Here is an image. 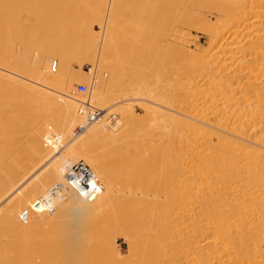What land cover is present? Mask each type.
<instances>
[{
	"label": "bare ground",
	"instance_id": "1",
	"mask_svg": "<svg viewBox=\"0 0 264 264\" xmlns=\"http://www.w3.org/2000/svg\"><path fill=\"white\" fill-rule=\"evenodd\" d=\"M246 1L229 16L217 2L226 19L216 23L198 13L197 0H0V264H264V32L243 35V25L262 18ZM86 7L99 36L74 19ZM206 19L215 48L200 55L180 39L171 47L185 59L179 68L161 54L166 46L127 44L138 21L155 24L147 33L157 39L170 21L182 38L187 25ZM222 29H237L243 49L216 72L241 87L207 104L218 117L200 118L187 92L200 94L217 66ZM73 55L93 66L84 94L74 86L85 76ZM246 68L255 73L241 82ZM157 72L174 76L159 126L133 105L161 107L149 102ZM92 110L102 114L90 122ZM113 112L120 118L111 122ZM81 163L98 188L91 200L70 181ZM120 232L127 254L115 243Z\"/></svg>",
	"mask_w": 264,
	"mask_h": 264
},
{
	"label": "rangeland",
	"instance_id": "2",
	"mask_svg": "<svg viewBox=\"0 0 264 264\" xmlns=\"http://www.w3.org/2000/svg\"><path fill=\"white\" fill-rule=\"evenodd\" d=\"M241 1L240 0H235L234 1L235 4H233L234 2L233 3L229 2V4H228V0H211V1L210 0H206V1L205 0H203V1L197 0V4H196L195 7L198 8L197 9L198 13H202L204 15L206 14L205 16H207L208 18H211V19L214 17L212 19V21L214 22V19H215L216 23H219L220 21H224V19H226V16H225L226 10H225V8L228 7V16H229L237 8L238 4L241 3ZM251 1H252V12H253L252 15H253V17L254 18L262 17V18H260L261 19V23H259L258 26H257V24H255V22H254V24L251 23V24H253L254 27H247L246 28L243 25V28L241 29L242 33H244L243 35L247 34L249 36L252 35V34H256L259 30H261V32H264V0H251ZM217 2L224 4L223 6L225 8L222 11H220L218 8L214 7V6L217 5ZM214 3H215V5H214ZM223 6H222V8H223ZM217 7L220 8L219 5H217ZM88 8L89 7H86V11H85V13H83V14L87 13L86 15H83V14L79 15L80 13L78 12L79 14L77 13V17L75 15L74 19L78 23H80V21H82L81 23H85L86 22V23H88V26L91 25V26H89V28L91 27L92 30L94 31L95 35L99 36L98 33L100 32V34H101L100 22L99 21L96 22V20L93 19L92 15H91V12H90V10H88ZM91 9H93V8H91ZM224 16H225V18H224ZM76 18L78 19V21H77ZM31 20L30 19L29 20L26 19V20L22 21V24L29 27ZM89 22H90V24H89ZM85 25L87 26V24H85ZM88 26H87V28H88ZM207 26H211V23L209 22V19H206L203 24H198L197 21H195V22L187 25V27H185V29H186V30H184L185 34L182 35V38H177V37L173 36V33L175 32V29H178V28H177L176 24H174L173 21H170L162 29V32L164 33V35H161V36L159 35V36H157L158 37L157 39H152V38H149L148 33H147V29H149V28H155L156 29L157 26L155 24H150V23L149 24H143L141 21H138L135 25L131 26V29H132L131 35L127 34V36H128L127 39L129 41L127 44L129 45V47H131L132 46L131 45L132 42H130V41H132L133 39L136 40V41L137 40H140V41L142 40L143 41L144 39H146V42L145 41L141 42V43L135 42L136 43L135 46L137 47V45H139L138 47L140 48L141 45L147 44V43L150 44L151 46H153V48L156 45H158V46H166L168 48L161 54L163 56L165 54V57L168 56L169 60L177 62L178 63V68H179L180 67L179 64L181 63V61L183 62L185 59H183V57L180 56V54H179V52H177V50H173V49H171V47L175 43H178L180 41V39H182V43L187 48H190L191 52L197 51L198 54H200V55L208 53L209 51H211V48H212V50L215 48V44L210 46L211 38H210L209 34H207L206 31H205ZM181 27H182V25H181ZM127 29H128V31H126ZM129 30H130L129 28H125L124 29L125 33H127V32L129 33ZM236 31H237V29L236 30H232V31H228V30H224V29L219 30L221 35L218 36L219 39L217 41V46H216V51H215V55H216L215 57L218 58L217 61H216L217 62V66H214L213 72H211V75H209L208 82H206V83L203 82L204 84L201 83L200 87L196 88L198 91L201 90L200 94H197L195 96L193 91L192 92L191 91L187 92V94H190L189 98H187V102L190 103L188 105V108L194 109L195 112H196V115L199 116L200 118L218 117L219 116L218 113H216L214 116L211 115L212 112H211V110L209 108L211 104H209V105H207V104L211 103V101L214 99V97H216V94H218V96L220 98H222V96L224 94H226V97H228V91H229L228 87L231 88L232 90L233 89H239L241 87L239 83L236 84L234 82H230L228 84L226 82H221L219 80V76H218V74L216 72V70L218 68H220V66L222 65L223 60L226 63V66H228V63H231L236 58L239 59L240 55L237 56V54H241L242 53V49L243 48L241 47V45H238V44H241V43H240V41H236L238 39H241L242 36H240ZM130 37H131V39H129ZM16 41H18V40H16ZM16 41L15 42L13 41L14 44L11 42L13 44V46H14V51H13L12 55L15 52V53H17L16 58H18L21 55L22 52L19 51V47H20L19 43L20 42H16ZM11 43H10V45H11ZM135 43H133V45ZM155 48H157V47H155ZM238 48H239V50H237ZM154 51H155V49H154ZM209 54H210V52H209ZM73 56L74 57H72V59H71V65H72L73 69L75 71H77V72H79V71L82 72L83 71L82 73L85 76V79H83L81 82L80 81L79 82H75L74 86L76 88V91H78L79 86H81V85H85L89 89V91H91V87H90L91 85L90 84L93 83V79H92L93 77H92V74H90V70H91V68H93L92 63L90 62V60L88 61L84 57H81L80 55H77V56L73 55ZM78 56H80L81 59ZM241 56H243V55H241ZM31 57L32 56H30V58ZM27 58H28L27 59L28 61L32 60V59L29 60V57H27ZM83 59L85 61H83ZM190 62H191V59L188 58L187 62L184 64L186 68L189 67ZM225 63H223V64H225ZM143 64H144L143 61H140V63H138V65H140V66H143ZM181 68H183V66ZM190 70L192 71L191 67H190ZM254 71H255L254 69H247L246 68V70H244V72H243L244 75H237V77L242 82L244 76H246L248 73H251L253 75L255 73ZM157 75L159 76V72H157ZM163 76L164 75L159 76V77H157V79H155L156 81H155V83L153 85L156 86L158 93H156L155 97L149 99V102H151L153 100V102H155L157 104H160L161 107H159V106L158 107L157 106H151L152 104H150L148 102L147 103L146 102H142V101H136L133 104L134 105V111H135L136 115L139 118L146 119V120L156 119V120H158V126L161 124V121H159V120L162 119L161 117H159L160 114H161L159 109H162V112L163 111L167 112V109H165L166 100L169 98L170 93H172V81H171V78L174 77L172 74H167L165 77H163ZM176 76H177L176 84L178 86H181L180 85L179 75L176 74ZM189 76H191V73H189ZM189 76H188V78H189ZM193 77H195V75H193ZM237 77L235 78L234 81H238ZM250 77H252V76H250ZM188 78L186 77L187 81H185V83L188 82V80H190V78H192V77H190L189 79ZM198 80H200V79H198ZM189 83H188V85H189ZM188 88H189V86H188ZM140 98H143V96L140 97ZM219 101H221V99H219ZM177 102H178V100H177ZM146 106L147 107H150V106L154 107L158 111V116L156 118H154L155 115H153L152 113L148 114ZM116 115H117V118L118 117L120 118L118 113L113 112V115H112L110 121L111 120L113 121V119L115 118ZM222 116L228 118V112L223 114ZM39 122H41V121H39ZM39 122H38V124H39ZM24 145L25 144H23V148L24 149L22 151L25 150V146L26 145L25 146ZM147 148H148L147 146L142 147V152L144 154H149L150 151ZM102 150L103 151H100V152H102L103 154H107L108 148H103ZM105 151H106V153H105ZM130 151H131V155L135 156L134 149H130ZM192 155L196 159L199 158V156H200L198 154V152H196V151L192 152ZM24 156H27V154L25 153ZM124 237H125V232L118 233L116 235L115 243L118 244L116 246H120L121 247V249H122L124 254H127L129 246L125 242Z\"/></svg>",
	"mask_w": 264,
	"mask_h": 264
},
{
	"label": "built area",
	"instance_id": "3",
	"mask_svg": "<svg viewBox=\"0 0 264 264\" xmlns=\"http://www.w3.org/2000/svg\"><path fill=\"white\" fill-rule=\"evenodd\" d=\"M79 90L84 94L86 93L87 88L86 86H79ZM83 106L86 110L90 111L91 106L89 105L88 101H85ZM91 113L92 115L89 118L90 122L94 121L96 117L100 115L101 111L99 110L95 112L92 110ZM94 180L95 177L92 175L89 168L84 166L82 163L72 168L70 173V181L74 183L83 194L88 195V199L90 200L98 191V188L92 184Z\"/></svg>",
	"mask_w": 264,
	"mask_h": 264
}]
</instances>
